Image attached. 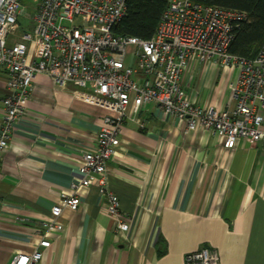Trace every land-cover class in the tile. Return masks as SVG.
Segmentation results:
<instances>
[{
  "label": "crops",
  "instance_id": "crops-1",
  "mask_svg": "<svg viewBox=\"0 0 264 264\" xmlns=\"http://www.w3.org/2000/svg\"><path fill=\"white\" fill-rule=\"evenodd\" d=\"M235 77L218 63L192 61L182 86L196 105L232 108L229 84ZM90 93L36 76L27 112L0 158V264L34 250L42 221L81 177L82 155L110 114L81 97ZM6 94L0 68V125ZM124 125L107 177L129 231L117 234L109 199L92 186L82 190L77 212H64L65 230L50 235L51 248L39 264H187V254L204 247L218 251L220 264H264L259 143L239 140L226 149L217 135L189 130L154 103Z\"/></svg>",
  "mask_w": 264,
  "mask_h": 264
},
{
  "label": "built area",
  "instance_id": "built-area-1",
  "mask_svg": "<svg viewBox=\"0 0 264 264\" xmlns=\"http://www.w3.org/2000/svg\"><path fill=\"white\" fill-rule=\"evenodd\" d=\"M31 1L37 11L31 29L17 40L12 37L25 9L21 0H0V68L7 88L0 158L27 112L39 74L60 87L74 83L88 88L91 93L81 97L110 114L104 117L95 145L82 155L81 177L62 192L49 218L42 221L34 250L16 253L10 264H39L51 248L50 235L65 230L64 212H77L82 190L92 186L103 200L109 199L106 209L117 234L129 231L128 216L108 189V162L121 146L125 122L138 121L147 104L185 121L189 130L201 127L212 132L226 149L245 140L259 143L264 151V42L251 59L229 51L236 32L250 20L247 12L170 0L154 36L143 40L112 33L128 14V0ZM88 23L94 26H84ZM192 61L218 63L225 72H236L229 84L234 107H203L188 99L182 79ZM185 259L187 264H220L218 251L209 247Z\"/></svg>",
  "mask_w": 264,
  "mask_h": 264
},
{
  "label": "trees",
  "instance_id": "trees-1",
  "mask_svg": "<svg viewBox=\"0 0 264 264\" xmlns=\"http://www.w3.org/2000/svg\"><path fill=\"white\" fill-rule=\"evenodd\" d=\"M205 6L245 11L249 22L236 32L230 53L244 58H254L264 42V0H190ZM170 0H128L127 16L113 27L115 36L151 39L167 9ZM162 251H159V255Z\"/></svg>",
  "mask_w": 264,
  "mask_h": 264
},
{
  "label": "rangeland",
  "instance_id": "rangeland-1",
  "mask_svg": "<svg viewBox=\"0 0 264 264\" xmlns=\"http://www.w3.org/2000/svg\"><path fill=\"white\" fill-rule=\"evenodd\" d=\"M21 3L25 10H24L23 15L19 18L20 28L15 33V37H12V39H17V40L22 34L30 31L31 26H32V18L36 15V12H37L34 1L21 0ZM85 25L94 26V24H90V23L84 24V26Z\"/></svg>",
  "mask_w": 264,
  "mask_h": 264
}]
</instances>
